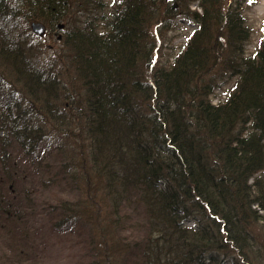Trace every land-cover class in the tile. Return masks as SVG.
Listing matches in <instances>:
<instances>
[{"label": "trees", "instance_id": "obj_1", "mask_svg": "<svg viewBox=\"0 0 264 264\" xmlns=\"http://www.w3.org/2000/svg\"><path fill=\"white\" fill-rule=\"evenodd\" d=\"M195 1L0 0V176L16 179L12 149L34 157L58 133L57 172L77 197L52 206L51 224L77 225L100 264H264V38L247 55L240 6L199 0V14ZM179 15L198 28L156 66L151 28ZM69 18L81 21L39 64L27 24ZM226 60L235 84L213 103L206 72ZM108 221L142 237L120 243Z\"/></svg>", "mask_w": 264, "mask_h": 264}, {"label": "rangeland", "instance_id": "obj_2", "mask_svg": "<svg viewBox=\"0 0 264 264\" xmlns=\"http://www.w3.org/2000/svg\"><path fill=\"white\" fill-rule=\"evenodd\" d=\"M199 0H196L189 10H195L200 14L197 7ZM106 8L112 7L116 0H101ZM232 2L237 5L241 17L245 20L247 39L244 43L245 53L253 55L262 39L264 38V0H225V3ZM160 3V2H159ZM161 7V6H160ZM73 18V13L70 14ZM72 24L69 18L67 23L48 26L42 21L32 20L24 30V42L34 46L32 53L39 61V64L50 63L57 58V53L63 48L62 37L64 32ZM31 22H40L44 25L43 35L37 36L32 33ZM23 24V23H22ZM65 25V26H64ZM155 24L151 28L153 42V63L164 68L169 67L181 47H183L193 31L198 28L197 23L184 16H176L167 29ZM217 45L216 52L226 59L229 51V44L225 37L215 31ZM230 63L213 62L206 73L207 78L213 82L211 93L212 102L224 99L235 84V76L230 71ZM54 136V137H53ZM51 144H40L35 156H24L18 150H11L13 162L18 170L15 173L16 179L12 182L4 181L0 176V188L4 198L3 211L0 214V264H100L97 257L98 250L93 244L88 247L80 239V229L73 222L52 224L57 221L52 218V206L58 205L61 198L75 199L76 193L66 190L63 186L61 174H58V166L66 161L61 151L59 134L52 132ZM38 154V155H37ZM14 175V174H13ZM63 221V220H61ZM52 223V224H51ZM116 223V222H115ZM114 223V224H115ZM122 221L114 225L108 221L111 233L117 235L119 242L126 241L133 243L140 240L143 230L128 232L122 226ZM191 224V223H190ZM115 226V227H114ZM55 228V229H54ZM116 229L122 230L121 232ZM264 238V234L262 235ZM96 255V257H95ZM218 264H227V260L219 253L216 254Z\"/></svg>", "mask_w": 264, "mask_h": 264}, {"label": "water", "instance_id": "obj_3", "mask_svg": "<svg viewBox=\"0 0 264 264\" xmlns=\"http://www.w3.org/2000/svg\"><path fill=\"white\" fill-rule=\"evenodd\" d=\"M30 28L33 34L37 36H42L44 33V25L40 22H31L30 23Z\"/></svg>", "mask_w": 264, "mask_h": 264}, {"label": "bare ground", "instance_id": "obj_4", "mask_svg": "<svg viewBox=\"0 0 264 264\" xmlns=\"http://www.w3.org/2000/svg\"><path fill=\"white\" fill-rule=\"evenodd\" d=\"M210 98V101L212 102V98L211 96L209 97ZM213 103H216V102H213ZM260 213H262L264 215V213L262 211H259ZM191 222H185L184 224L187 225V226H191L192 223L190 224Z\"/></svg>", "mask_w": 264, "mask_h": 264}]
</instances>
